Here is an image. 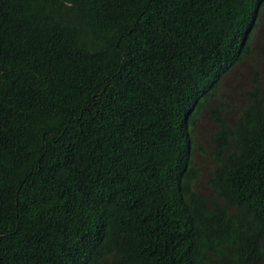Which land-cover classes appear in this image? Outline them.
Returning a JSON list of instances; mask_svg holds the SVG:
<instances>
[{"label":"trees","instance_id":"trees-1","mask_svg":"<svg viewBox=\"0 0 264 264\" xmlns=\"http://www.w3.org/2000/svg\"><path fill=\"white\" fill-rule=\"evenodd\" d=\"M263 9L0 0V264H264Z\"/></svg>","mask_w":264,"mask_h":264},{"label":"rangeland","instance_id":"rangeland-1","mask_svg":"<svg viewBox=\"0 0 264 264\" xmlns=\"http://www.w3.org/2000/svg\"><path fill=\"white\" fill-rule=\"evenodd\" d=\"M254 34L253 47L255 49V55L240 64L226 84L222 85L221 92L219 91V98L224 101L226 105L233 102L236 91H241L246 88V81L250 78L255 63L257 66L260 65L264 71V57L259 58L260 49L264 46V9L259 15ZM206 119L208 118L205 117V120ZM203 125L208 126L206 123ZM201 129L203 130V127ZM199 130L200 128H198L197 131Z\"/></svg>","mask_w":264,"mask_h":264},{"label":"clouds","instance_id":"clouds-1","mask_svg":"<svg viewBox=\"0 0 264 264\" xmlns=\"http://www.w3.org/2000/svg\"><path fill=\"white\" fill-rule=\"evenodd\" d=\"M262 85L264 86V80H263V84Z\"/></svg>","mask_w":264,"mask_h":264}]
</instances>
